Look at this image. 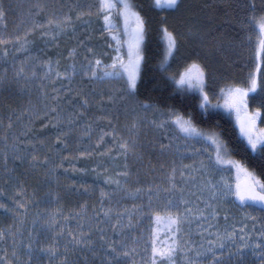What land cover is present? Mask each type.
Wrapping results in <instances>:
<instances>
[{
	"label": "snow or ice",
	"instance_id": "obj_1",
	"mask_svg": "<svg viewBox=\"0 0 264 264\" xmlns=\"http://www.w3.org/2000/svg\"><path fill=\"white\" fill-rule=\"evenodd\" d=\"M182 0H152L153 7L160 10L179 11ZM264 4V0H261ZM251 10L246 26L252 27L258 32V47L256 51V63L253 70L248 73L247 86L239 84L227 85L220 88L223 94L222 107L229 113L235 114L236 122L239 125L241 135L246 139L247 145L252 152L260 154L261 159H264V127L258 125V121L262 120V108H264V8L259 12L256 9L255 0H250L247 5ZM35 7L38 10L43 9V5L37 3ZM97 13L103 19V29L106 31L115 42L110 47H113L115 55L112 57L110 63H105L92 48L86 49V54L83 59L86 63H80L77 66L75 58L78 55L77 48L73 47L68 51V56L72 58V62L64 70L60 69L59 60L55 62L51 57L47 59H40L39 57L28 56L21 62L20 67L16 70L17 78L25 80L39 78L41 83L39 85L40 93L45 103L47 112L44 113L45 122L40 125L41 128L52 124L57 129L55 142L51 146H47L49 151L55 152V157L43 155L42 157L36 150L28 153L31 161H39L48 167L49 173L56 174L58 168H64L65 161L71 157L76 160L79 157H88L93 154L94 149L89 146L83 149H78L76 154L68 152L64 155V150L68 148L67 136L71 129L67 131L60 127L63 122L62 103L68 93H73L71 87L73 79L78 76H86L94 81H110L116 82L114 87L110 89V94L105 96L100 95L101 100H107L113 107L124 101V110L127 114L129 111L135 113L136 107L147 110H152L154 113H159V119H152L150 123L159 130H162V135L167 136L170 129L176 130L185 141H191L193 144L208 145L214 148L215 155H209L207 159H201L198 166L193 164L179 165V176L184 179V184L177 183L178 167L173 161V164L168 171L166 183H150L147 186H139L135 188H127L126 194L132 199H141L140 204H133L131 209L127 206H120L119 203L113 205L109 203L104 204V198L107 197L109 201L112 197L109 192L103 188L100 190V210L95 213V227L99 231V241L92 238L93 225L91 221L87 230L84 229L83 224H78L77 232L69 231L71 239L65 242L64 252L60 256V264H78V258L69 259L70 252H80L84 255L85 252L91 253V259L84 255L85 264H96V258H99V264H122L123 258L132 256L142 250L144 256L141 258V264H176V254L178 251L187 252V245L191 242L183 240L181 234L184 233V225H191L193 220H199L197 227L202 231H207L213 227L212 219L220 216V207L225 203L237 204L241 208H259L264 212V174L258 175L256 171L249 168L244 162L239 159L231 158L228 150L227 142L215 131L206 132L200 129L192 120L191 117H185L183 114L175 111L172 108L167 110L162 109L159 104L150 102L149 99L140 100L138 98V88L141 79V69L147 63L148 56L146 52V42L149 35V20L145 14H142V9L138 8L136 0H99L97 6ZM92 15L89 6L88 11L81 10L78 16ZM119 17L123 21V28L119 29L114 19ZM5 18V8L0 3V21ZM72 17L65 15L63 17H49L45 22H33L34 27L29 28L28 32L34 28H44L45 24L49 27L54 26L52 31L42 32V35H58L66 32L71 27L70 21ZM159 32L162 33V39L165 42V48L162 59L160 60V68L167 71L169 60L173 58H182L187 61L184 71L179 74L171 75V79L176 85L188 89H196L200 93L201 107L207 111L211 105L209 92L206 90L207 83L214 73V69L202 61L201 53L193 50L191 52L180 51V37L183 35L175 30H170L168 23L165 20L160 22ZM189 34H196L193 28H187ZM103 34V33H102ZM19 35L13 37L0 36V44H5L11 39L20 41L19 47L16 51L27 50V45L31 42ZM83 44V41L80 42ZM126 45V52L122 51ZM90 53L91 55H88ZM7 48L4 49L3 56L7 57ZM31 60L30 66L27 62ZM55 64V67H54ZM42 69V76L39 75V70ZM60 78L66 80L67 86L60 82L59 87L56 86ZM2 79V78H0ZM47 80L52 86V93L49 96L46 91V86L43 83ZM251 93H259L261 96V106H257L254 111L249 110V95ZM74 95L79 96L78 103L81 115L87 114V109L91 106L89 94L82 91L74 92ZM71 102V101H69ZM213 107H220L221 105H212ZM101 107H106L101 105ZM119 118L118 114L115 116ZM19 119V118H17ZM79 116L75 113L70 114L67 123L69 125L76 122ZM95 119H104L109 121V130L100 129V135L96 138L95 144L102 145L105 136L111 135L113 138L112 144L107 147L104 152L98 153L100 155H109L112 157V149L116 148V156L125 157L124 170L116 173L117 176L127 177L129 171L127 170V156L130 152L136 151L135 131L139 128V117L134 118L130 125H128L129 137L125 138L121 135L117 127L112 123L114 116L111 111H106L105 114L95 117ZM31 119L21 130L20 135L27 136L31 131ZM13 121L9 117L8 127L12 128ZM92 130V124L86 123L84 125L82 136H89ZM19 137L14 135V140ZM169 143H160L159 147L162 152L167 151L173 147L172 140L176 139L174 136H168ZM5 140L7 137L5 136ZM23 143L34 144L32 140L22 141ZM41 145L45 144V139H40ZM12 149L17 150V144H12ZM191 150L197 152L193 147ZM207 151V149H205ZM23 161L26 157L18 155L15 157ZM228 165L225 169L223 166ZM73 171H76L74 164L70 165ZM163 167V165H161ZM190 169V171H186ZM235 170L236 180L233 183L223 174L224 171ZM107 171V169H103ZM80 172H85L86 169H79ZM216 174H220L216 178ZM243 177V179H241ZM199 178V179H197ZM15 177L9 176V182L15 181ZM105 180L108 183L115 184L117 188L121 187V181L111 175H106ZM75 183V181H74ZM191 183L192 187L187 188L186 185ZM16 191H22L21 187L13 184ZM126 187V185H125ZM4 193V189L0 188V194ZM195 196V201L191 197ZM146 198V199H145ZM202 202V204H201ZM16 203L20 208L26 209V205L17 200ZM8 205L0 201V208H7ZM59 209H57V212ZM250 215V213H246ZM147 218L152 226L150 230L145 231L141 229L139 233L135 232L136 225L140 224L143 218ZM255 219V217H252ZM67 219V217H64ZM83 220L84 217H81ZM227 220V213H225ZM22 222V221H21ZM56 216L53 214L49 221V226L55 224ZM207 222V228L203 227V223ZM163 223L166 226L167 233L163 240H161V228L159 225ZM101 224H110L113 235L105 234V229L100 227ZM62 231V230H61ZM20 232L19 227L13 231L11 227L7 230L0 228V241L7 237L12 238L13 248L12 257L15 264H30L33 260V244L31 241L26 248H20L17 243V235ZM237 243V233L235 226L226 227L221 233L216 232L217 240L208 242L207 248H201L196 252L197 256L210 254L211 259L208 264H223L218 259V256H223V249L227 241H231L236 246L235 254L237 256H244L243 249L252 248L253 252L259 250V255L262 258L261 264H264V226L262 230L257 233L262 239L252 241L250 234L245 233L241 229ZM50 256L57 255L56 246L49 245L44 249ZM21 257H27V260H22ZM187 259V256L185 257ZM0 264H13V261L8 260L7 255L0 256ZM36 264H39L37 261ZM132 264H137L135 260ZM189 264H192L190 261Z\"/></svg>",
	"mask_w": 264,
	"mask_h": 264
},
{
	"label": "trees",
	"instance_id": "obj_2",
	"mask_svg": "<svg viewBox=\"0 0 264 264\" xmlns=\"http://www.w3.org/2000/svg\"><path fill=\"white\" fill-rule=\"evenodd\" d=\"M27 2L23 4L21 0H0L5 8L4 30H9L4 33V37H13L14 34L22 37L24 29L18 33H14L13 30L14 23H20L18 18L20 14L18 16V13L23 9L36 14L34 21L41 23L46 21L47 9L51 6H68L70 15L77 16L78 5L73 3L74 0H27ZM37 3L44 6L42 10L35 7ZM136 3L138 8L142 9V14H145L149 20L150 29L146 42L148 60L141 69L138 98L140 100L149 99L150 102L159 104L162 109L172 108L185 117H191L193 122L206 132L215 131L227 142L231 158L241 160L258 175L264 174V159H261L259 153L252 152L240 135L233 116L225 110L222 111L220 107L212 105L205 111L201 107L202 98L200 95L176 85L171 79V75L160 68V60L165 48L162 33L159 32L162 20L166 19L170 30L180 33H186L187 28L191 26L200 37L212 29L214 36L208 35L210 38L218 41L223 36L225 41V38L237 36L236 26L238 23L248 20L250 9L247 5L250 0H182L181 8L175 12L154 8L152 0H136ZM84 20L79 19V21L71 23V27L66 32L53 35V38L41 34L46 31L45 28L36 27L38 31L29 32L30 34L28 33L26 37L31 42L27 45V50L16 51L20 41H15V44L8 41L7 45H0V78H2L0 79V188L4 189V193L0 194V201L8 205L7 208H0V228L7 230L11 227L13 231H16L19 227L17 243L20 248H26L29 241L32 242L34 251L30 264H36L37 261L39 264H60V256L64 252L65 242L71 239L69 231L77 232L78 224H83L84 229L87 230L91 221L93 225L92 238L97 241V244L101 243L94 218L95 213L100 210L101 188L110 194L119 192L116 197L118 199L121 193L126 192L125 189H121L122 186L127 184L128 188L139 187L143 182L142 176L137 171L131 170V161L127 162L129 175L127 177L117 176L116 173L124 170L125 159L121 156L112 159L109 156L98 154L104 152V147L109 142L106 136L105 142L97 146L95 140L98 134L91 132L90 137L81 135L84 125L92 124L91 109L88 108L87 114L81 115L78 107L80 97L74 95L76 91L87 90L88 86L81 87L83 83L75 85L72 82L71 87L74 92L68 93L62 103L63 122L60 127L66 131L71 129L67 136L68 148L64 150V155H67L68 152L76 154L78 149L89 145L91 149L95 150L93 154L88 157H79L76 160L69 157L65 161L64 168H58L55 175L49 173L47 166L39 161H31L28 157V153L33 150H36L41 157L43 155L55 157L56 153L49 151L47 146H51L55 142L57 129L52 124H48L45 128L40 127L45 122L44 113L47 112L46 101L43 100L39 88L41 80L39 78L29 80L17 78L13 71L16 72L21 62L28 56L40 59L51 57L54 62L59 60L60 69L64 70L72 62L68 51L73 47L77 48L76 58H83L82 54L86 52L84 48H92L105 63L109 62V57H104L105 48L99 46L101 45L99 39L102 38L99 20L96 19L88 25L82 23ZM31 22L33 23V20ZM81 41L83 44L80 43ZM18 42H20L19 45ZM180 43H183L182 35ZM194 45L190 46L188 51H193ZM5 48L8 51L7 57L3 56ZM199 52L202 61L209 64L208 59L206 60V53ZM232 61H226V71L231 75H236L240 68L234 70ZM31 63L32 61L29 60L27 66H30ZM61 81L63 80L57 81V87ZM43 83L49 96L54 95L51 91L53 85L45 80ZM63 83L67 86L68 82L63 81ZM96 98L100 100V96ZM99 112H97L98 116L101 115ZM73 113L78 115L79 119L69 125L67 120ZM9 117L13 121L12 128L8 127ZM29 119H31V131L27 136L20 135L21 130L29 123ZM108 122V120L101 119L98 126L108 131L110 127ZM14 135L19 139L14 140ZM5 136L7 140H5ZM40 139H45L44 145L39 143ZM26 140L34 141V144L22 142ZM13 143L17 144L16 151L12 149ZM18 155L26 158L21 161L15 158ZM71 164L75 165L76 171H73ZM81 168L86 171L80 172ZM103 169H107V171ZM106 175L119 179L121 187L117 188L115 184L108 183L105 180ZM9 176L15 177V181L9 182ZM124 179H126V184L123 183ZM13 184L21 187L22 191H16ZM128 198L131 199L130 196ZM17 200L26 205V211L19 207L16 203ZM138 200L135 201L137 204ZM109 203L115 205V200L109 201L105 197L104 204L108 205ZM123 204L131 209L134 203L131 200L119 203L120 206ZM57 209H59L58 212ZM53 214L56 216V222L49 226ZM81 217L84 219L82 220ZM198 223H200L199 220H193L191 225L185 224L182 235L183 240L193 241L199 251V248L203 246L201 243L202 234H196L197 226L195 224ZM100 227L105 229L106 235H113L110 224H101ZM151 227L152 224L145 217L140 224L136 225L134 231L139 233L141 229L147 231ZM49 245L56 246L57 255L50 256L44 251ZM12 248L11 237L0 241V256L6 254L8 260L15 264ZM68 255L69 259L78 258L79 261L84 258V255H91V253L85 252L84 255H81L80 252H70ZM132 255H144V253L139 250ZM184 255L189 257L190 254L179 251L176 255L175 259L179 264H183L182 257ZM21 259L27 260V257H21ZM96 259L99 264V258ZM132 260L133 258L130 260L128 257L123 258L122 264H129ZM243 260L242 262H245L247 258L243 256Z\"/></svg>",
	"mask_w": 264,
	"mask_h": 264
},
{
	"label": "rangeland",
	"instance_id": "obj_3",
	"mask_svg": "<svg viewBox=\"0 0 264 264\" xmlns=\"http://www.w3.org/2000/svg\"><path fill=\"white\" fill-rule=\"evenodd\" d=\"M21 2H23V4L28 3L27 0H21ZM73 3L75 5H78L77 16L73 17L72 15H70L69 13L70 9L68 6L60 5L63 7H59L57 5L55 7L51 6L47 9L48 13H46V18L48 19L49 17H63L65 15H69L72 17L70 24L74 23L75 21H79V19H85L82 23H85L86 25L98 19L101 24L100 32L103 33L101 38L102 40L99 39L101 42V45L99 46L101 47L103 46V48H105L104 57L105 58L109 57V62L107 63H110L112 57L115 55L113 47H110V45H113L115 42L112 40L111 36L103 29V19L97 13V6L99 4V0H74ZM255 3H256L257 12H259L261 8H264V4L261 3V0H255ZM89 6L91 8L92 15L78 16V13L81 10L88 11ZM19 14L20 17H18ZM31 14L34 16H32ZM18 16L16 15V17L20 19L19 20L20 23L19 22L14 23L13 31L14 33H18L20 31H23L24 29L22 33V37H24L25 33H27L28 35L29 33L28 29L34 27L31 20H33L34 22V18L37 15L26 9H23L21 12L18 13ZM247 21H243V23L242 22L238 23V25L236 26L237 36L225 38V41L223 36L218 41L212 39V37L210 38V36L213 34L212 29L209 30V32H205L203 37L202 36L200 37L199 34L194 31L193 32L196 34H189L187 31L186 33H182L183 43L182 44L180 43L181 53L186 51L191 52L188 51L190 50L189 47L195 44L194 45L195 49L192 50H196V51L199 50L201 52L206 53L207 56L206 60L208 59L209 65L215 70L207 83L206 90L209 92L211 105H217V103H219L221 105L220 109L222 111H224L225 109L222 107L223 94L220 92V88L225 87L227 85L235 86L237 84L241 86H247L248 73L250 70H253L255 67L256 51L258 47V32L254 30L252 27L246 26ZM114 23L117 24V27L119 29L123 28V21L121 18L116 17L114 19ZM4 28H5V24L3 19L2 21H0V36H3L5 32L9 31V30H4ZM44 28L46 31H52L54 29V26L49 27L48 25L45 24ZM34 31H38V29L34 28L33 32ZM49 36L53 38V35H49ZM14 37L15 34L13 38ZM15 41H16L15 39L9 40V42H12L13 44L17 42ZM19 43L20 42H18L17 44L19 45ZM7 44L8 43H5L3 45H7ZM84 49L86 50L87 48ZM122 51L126 52V45L124 46ZM85 54L86 52L82 55ZM87 54L91 55L90 53ZM231 60H233L232 67L234 68V70L236 68H240L236 72V75H231L226 71L227 68L226 61H231ZM75 62L77 66H79L80 63H86V61H84L83 58L81 59L78 58L77 61ZM186 64L187 61L179 57L170 59L167 72L170 75L175 74L178 78L179 74L184 71ZM13 74H15L16 76L15 71H13ZM42 74L43 73L41 69L39 70V75L42 76ZM60 80L66 81L63 78H60ZM72 82L75 85L76 83L79 84L83 83V85L81 86L83 88L88 86L87 90H81V91L82 92L85 91V93L89 94V98L91 100V106L89 108L91 109L92 112L91 121L93 124L91 132L98 134V136L101 134L100 133L101 127L98 126L101 119L99 120L95 119V117L98 116L97 114L98 111H100L99 113L101 115L105 114L106 111H111L114 116L112 123L117 127L121 135L124 136L125 138H128L130 135L127 126L131 124L134 118H136L137 116L139 117L140 120L139 128L138 130L135 131L136 151L134 153L130 152L128 154L127 162L129 163V161H131L132 162L131 170L137 171L142 176L143 178L142 186H147L150 183H166V177L168 171L170 170L173 164V161H175L178 167V174L176 177L177 183L183 185L184 179H182L179 176V165L181 163V160L183 161V164H193V162L195 161L194 166H198L199 161L201 159L206 160L209 155H213V156L215 155L213 147H210L208 145H201V144L194 145L193 142L191 141H185L181 137V135L178 132H176V130L174 129H170L167 136L162 135V130L156 129L150 123L152 119L160 118L159 113H154L152 110L145 111L144 109L137 106L135 113L129 111L126 114L123 107L125 103L124 101H121L119 105L113 107L109 101L101 100V99L98 100L96 98L99 97L101 93H103L105 96L110 94V89L114 87L116 82L94 81V80H90L86 76H81V75L76 76ZM183 88L189 92H193L200 95L198 90L194 88L188 89L187 86H184ZM101 105H104L106 107H101ZM257 106H261V96L259 93H251L249 95V110L254 111ZM117 114L119 116L118 119L115 118ZM233 120L240 133L239 125L236 122L235 114H233ZM257 123L260 127H264V108H262V120L258 121ZM168 136H174L176 137V139L172 140L173 147L171 149L162 152L159 145L160 143H165V144L169 143ZM106 137L108 138L109 142L104 147V150L107 147H109L113 141L111 135H108ZM242 138L246 141V139L243 136ZM193 147L197 149V152H193L191 150H185V149H192ZM205 149H207V151H205ZM116 151H117L116 148L112 149V154H113L111 157L112 159L118 157L115 155ZM101 156H105V155H101ZM121 157L125 159V157L123 156ZM161 165H163V167H161ZM223 167L225 169L229 168L228 165H224ZM186 171H190V169ZM221 174H223L233 183L236 180V173L234 169L230 172L226 170ZM219 175L220 174H216L217 179L219 178ZM241 179H243V177H241ZM123 181H124L123 183L126 184V179H124ZM186 187L191 188L192 184L189 183L186 185ZM127 188H128L127 184L126 187L125 185L121 187V189H125L126 192H127ZM130 188H135V187H130ZM126 192L121 193V196L118 199H116V197L119 195V192L118 194L111 193L110 195H112V201L115 200V204H117V202L120 203V202H124V200L126 201L131 200L132 203L137 204L135 202L136 199L135 200L132 198L129 199ZM191 199L195 201V196L191 197ZM142 202L143 201L141 199L138 200V204ZM121 206H125V205L123 204ZM220 213H221L220 216L211 220V223L213 224L212 228L208 229L207 231H202L198 227L196 229L197 235L202 234L201 243L203 248L208 247L209 241L217 240V236H216L217 231L222 233L226 227H230L233 225L235 226L237 233V243H239L238 240L239 235L243 234L241 233L242 228L245 233L250 234V239L252 241H257L262 239L257 235V233L260 232L262 230V226H264V212H261L259 208H241L237 204L225 203L221 205ZM225 213H227V220L225 219ZM246 213H250V215H246ZM252 217H255V219H253ZM152 226L154 225L152 224ZM195 226H197V224H195ZM159 227L162 230L160 236H161V240H163L164 237L169 234L167 233L165 224L161 223ZM203 227L207 228V222L203 223ZM196 234L194 233V235ZM181 238L183 239L182 234H181ZM190 242L191 243L188 244L187 246L188 251L186 252L187 254L190 255L189 257L187 255H184V257H182L183 264H189L190 261L192 262V264H208V261L211 259L210 254L197 256L196 252L198 251V246L195 245L193 241ZM199 249L201 250V247ZM242 251L245 253L244 257L247 258L245 262H242L244 261L243 256L241 257L235 254L236 246L233 245L231 241H227L223 249L224 255L218 256V259H220L223 262V264H261L262 258L258 254L259 250L253 252L252 248H247V249H243ZM87 256L90 259L92 258L91 255H87ZM143 256L144 255H132L128 257V259L130 260L133 258V260H135L137 264H141V258ZM186 256L187 259L185 258ZM132 261L129 264H132ZM78 264H85L84 258L79 260ZM96 264H97V259H96ZM176 264H179V262L176 261Z\"/></svg>",
	"mask_w": 264,
	"mask_h": 264
}]
</instances>
